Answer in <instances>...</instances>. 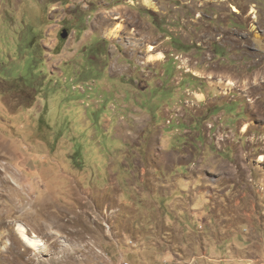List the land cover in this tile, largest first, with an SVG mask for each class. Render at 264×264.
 <instances>
[{
    "label": "rangeland",
    "instance_id": "rangeland-1",
    "mask_svg": "<svg viewBox=\"0 0 264 264\" xmlns=\"http://www.w3.org/2000/svg\"><path fill=\"white\" fill-rule=\"evenodd\" d=\"M164 259L264 264V0H0V264Z\"/></svg>",
    "mask_w": 264,
    "mask_h": 264
},
{
    "label": "crops",
    "instance_id": "crops-1",
    "mask_svg": "<svg viewBox=\"0 0 264 264\" xmlns=\"http://www.w3.org/2000/svg\"><path fill=\"white\" fill-rule=\"evenodd\" d=\"M156 59H159V58H156ZM154 153H156V155H154ZM154 153H153V157L158 156V158L156 159L157 160L156 164L159 165V166L167 165V166H170L172 168L174 165H177V164L180 163L179 159H172L171 157L167 156V151H165L164 149L157 148V149H155ZM169 159H171L172 161L169 162ZM198 172L202 174L201 169H199ZM214 185H215L214 186L215 191H217V192L214 191V194H219L220 193V195H225L224 197L228 198L227 195L230 194L231 187H228V186L225 185L224 187L220 188L217 184H214ZM206 189L208 190L209 186H205L203 189H200L199 191L196 190L197 191L196 195H198V193H201L202 190L206 191ZM224 192H228L227 195L223 194Z\"/></svg>",
    "mask_w": 264,
    "mask_h": 264
},
{
    "label": "bare ground",
    "instance_id": "bare-ground-1",
    "mask_svg": "<svg viewBox=\"0 0 264 264\" xmlns=\"http://www.w3.org/2000/svg\"><path fill=\"white\" fill-rule=\"evenodd\" d=\"M152 48H154V47L150 45L149 49L151 50ZM159 56H158V58H162L163 57V53H162V55L159 54ZM17 230H18L21 238L25 242H27V244H29L30 246L37 248V247H40L41 245H43V243H44L43 240L38 238L37 235H35V234H29L28 233V229L25 227L24 224H21V223L18 224Z\"/></svg>",
    "mask_w": 264,
    "mask_h": 264
},
{
    "label": "water",
    "instance_id": "water-1",
    "mask_svg": "<svg viewBox=\"0 0 264 264\" xmlns=\"http://www.w3.org/2000/svg\"><path fill=\"white\" fill-rule=\"evenodd\" d=\"M61 34L63 37H67L69 35V31L67 29H62Z\"/></svg>",
    "mask_w": 264,
    "mask_h": 264
},
{
    "label": "built area",
    "instance_id": "built-area-1",
    "mask_svg": "<svg viewBox=\"0 0 264 264\" xmlns=\"http://www.w3.org/2000/svg\"><path fill=\"white\" fill-rule=\"evenodd\" d=\"M130 243H134L133 240H130ZM125 264H128V263H125ZM162 264H171L167 259H164V262Z\"/></svg>",
    "mask_w": 264,
    "mask_h": 264
}]
</instances>
